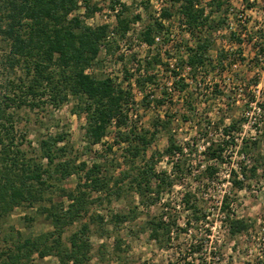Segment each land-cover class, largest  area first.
I'll return each mask as SVG.
<instances>
[{"label":"trees","instance_id":"1","mask_svg":"<svg viewBox=\"0 0 264 264\" xmlns=\"http://www.w3.org/2000/svg\"><path fill=\"white\" fill-rule=\"evenodd\" d=\"M105 1L110 2L111 10L121 4L120 0H0V51L4 54L0 64L3 71L13 75L5 79L0 75V220L18 208H34L52 226V230L37 237L18 235L11 246L0 250V264H30L35 255L40 258L55 256L58 264H105L101 261L106 259L107 244L100 247V262L92 263L91 235L96 234L100 239L111 237L139 218L140 208L148 211L160 204L162 196L176 184H183L187 175L185 166L189 156L176 140L170 115L156 120L152 131L130 125V116L134 113L133 118H137L139 111L132 93L133 76L128 71V64L136 60L135 55L124 64L122 82L103 72H90L103 64L104 56H114L119 49L118 38L126 37L133 23L142 21L139 14L129 15L131 7L123 4L115 27L89 24L88 20L102 11L101 2ZM142 6L148 17L139 39L153 47L155 38L164 35L168 26L152 16L149 2ZM247 8L252 5L247 3ZM229 9V0H210L206 4L204 0L167 1L161 20L169 21L176 14L195 44L186 47L184 60L192 69L193 79L201 69L223 64L221 58L213 59L210 55L215 48L212 34L225 24ZM80 10H83L82 15L78 14ZM111 32L116 35L115 39L110 38ZM254 35L259 39L263 37L260 31L251 32L247 37L248 44L257 50V58L263 48L252 43ZM124 57L120 55L118 60L123 61ZM137 62L140 63L137 71L141 73L144 68L146 75L137 78L136 82L145 89L148 83L155 82V76L150 72L156 64H163L161 54L157 53L150 60L146 58L144 66L141 61ZM165 67L169 68L168 64ZM171 72L174 91L184 93L188 83L180 77L181 72ZM253 84L258 85L259 81L255 80ZM163 96L168 97V92L164 91ZM249 97V102L241 108L244 117L233 119L228 125L222 121L223 128L218 127L221 131L216 139L206 131L208 138L202 155L207 164L197 175L198 180L203 179L201 183L218 179L217 166L224 163L227 152L237 146L236 132L247 122L252 103H256L258 115L252 123L255 136L250 140L241 139L238 151L242 157L241 175L231 171L233 189L243 190L247 180L258 177L260 170L264 173V93L258 98ZM71 99L77 102L73 112L86 119L85 153L102 144L109 131L114 129L115 144L120 148L123 146V163L117 161L114 165L111 160L107 166L104 155L100 157L101 161L91 165L79 161V156L70 155L73 147L64 131L55 135L40 134L37 147H32L26 131L27 123L32 120L30 112L35 114L34 124L41 130L46 123L38 111L48 114L60 110ZM164 100L156 103L163 104ZM149 101L144 103L149 105ZM235 105L233 108H239ZM188 107L192 110L190 102ZM23 113L27 115L25 125ZM222 119H226V114L219 120ZM162 131L167 135V146L163 150L153 149ZM112 147L108 149L112 151ZM165 158H176L170 173L157 169L160 160ZM140 159L142 164L137 163ZM117 170H121L118 176L114 173ZM71 177L77 179L72 190L64 185ZM132 195L137 198L138 205H129L123 212L112 211L107 216L91 212L92 207L102 205L104 200L111 203L112 199L120 201ZM182 202L191 214L186 227L207 221L209 215L193 191H186ZM220 212L232 236L248 232L253 226L250 221L233 215L229 195L223 197ZM146 224L150 238L161 246L171 245L181 232H187L179 227L175 217L164 212L149 217ZM74 225L77 229L70 234L66 244L64 234ZM121 242L119 238L114 239L119 251L122 250ZM203 247L204 239L197 241L195 238L190 246L191 254L200 253ZM184 264L190 263L184 261Z\"/></svg>","mask_w":264,"mask_h":264},{"label":"rangeland","instance_id":"2","mask_svg":"<svg viewBox=\"0 0 264 264\" xmlns=\"http://www.w3.org/2000/svg\"><path fill=\"white\" fill-rule=\"evenodd\" d=\"M152 1L154 4H162L163 9L167 7L168 0H163L164 2L161 0ZM208 1L210 0H204V4ZM229 1L230 8L232 7L234 11L229 9L225 24L213 32L215 48L210 53L213 57L226 61L227 66L221 64L216 68L211 66L208 70L201 69V74L197 79L192 78L191 80L190 77H187L189 79L188 89L184 93H180L175 92L177 89L174 91V86L169 84L173 83L171 71L175 69L167 68L165 64L172 61L174 64L177 63V67L180 69L175 71L181 72V74L186 72L184 70L186 65L184 60L187 56L186 47L195 46L191 35L186 28L182 27L183 23L175 14L168 21V31L161 35V41L155 48L142 47L139 33L146 25L148 17L142 5L148 2L145 0H120L121 4L117 6L118 14L121 12V5L125 4L131 7L129 15L139 14L142 21L133 23L126 37L118 38L119 49L114 56L107 58L102 56L103 64L95 66L94 70H90V72H103L105 75H111L122 82L124 81V64L131 55H135L136 60L141 61L144 66L146 65V58L150 60L151 57L160 53L163 64H156L151 70L150 74L155 76V82L148 83L145 89L140 88L136 82L137 78L146 75L145 69L143 68L139 73L137 67L140 63L138 64L136 60L128 64V71L133 76L131 80L132 93L135 101L139 104L138 117L133 118V113L130 116L132 117L130 125L152 131L154 129L153 123L156 120L165 119V115H170L173 122L172 131L175 133L179 144L185 147V153L189 156V160L185 166L187 175L183 184H176L170 192L165 193L160 204L148 211L140 208L138 210L141 212L139 218L123 226L111 237L100 239L96 234L91 235L90 240L93 244L92 263L100 262V247L102 244H107L106 259L101 261L105 264H184V261L190 264H264V173L260 170L258 177L247 180L245 188L241 191L233 189L231 176L232 170L241 175L239 165L242 157L238 151L241 147V139L250 140L255 136L252 121L258 116L256 112L252 115L251 124L247 120L236 132L237 146L227 152L224 163L218 164V179L204 181L203 184L201 183L203 179L198 180L197 178L198 171H202L207 164L202 155L207 143V134L212 133V137L216 139L221 131L218 130V127L223 128L222 121H224V125H228L233 119L239 120L244 117V111L242 112L243 109L241 108L245 104L243 100L248 98L250 89L248 84L252 85L255 80L259 79L262 81L259 89L261 93L264 91V70L260 67L262 64L255 56L257 50L247 42V37L250 36L249 32L244 33L247 31L245 28H249L251 31L254 27L264 23V0ZM101 3L102 11L97 12L88 22L92 25L109 23L111 27H114L117 17L115 18L114 13H111L110 2ZM247 3L252 5V8H247ZM153 10L151 6L150 11L155 18ZM82 13L83 10L78 11L79 15ZM242 13L247 24L238 21L239 15ZM213 16L216 17L217 14ZM221 53L222 55H220ZM120 55L126 56L123 61L118 60ZM3 56L4 54H1L0 51V59H3ZM234 63H237V66L231 68L230 65ZM223 67L224 69H222ZM217 68L220 71H224L226 68L228 70L221 76L216 70ZM2 69L4 68L0 64V75L5 79L9 74ZM9 77H13V75ZM214 83L220 84L218 87H214ZM241 89L242 92H240ZM215 90L217 92L214 93ZM164 91L169 94L166 98H163ZM215 95H217L216 98ZM162 99H165L163 104L156 103L157 100L161 101ZM145 100L149 101L150 104H145ZM189 102L192 104V110L188 107ZM76 103L75 100L71 99L60 110L48 114L38 111L39 117H42L46 123V126L41 130L39 125L34 124L35 114L30 112L29 116L32 120L27 123L26 131L32 147H37V139L40 134L55 135L64 131L69 135L70 145L73 147V152L70 155L79 156V161H86L91 165L96 161H101L102 158L100 157L104 155L103 160H107V166L111 160H113L114 165L117 161L123 163V146L120 148L115 144L116 130L114 129L109 131L102 144L94 146L92 152L85 153L86 119L84 116L73 112ZM228 104L230 105L229 108ZM234 104L239 108H233ZM225 114L226 119L219 120ZM22 117L23 125H25L26 113H23ZM206 131L207 134H205ZM157 137L153 149L163 150L168 143L167 135L162 131ZM111 145L113 146L112 151L108 149ZM201 160L202 162H200ZM246 161L248 163V160ZM174 162H176V158L160 160L157 169L158 171L166 170L170 173ZM137 163L142 164V160H138ZM210 163L213 164V162ZM120 171H115V175L118 176ZM76 182V177H71L64 185L72 190L75 189ZM188 190L195 193L198 203L209 215L207 221L201 222L198 226L193 223L189 227L185 225L191 214L185 210L182 196ZM225 195L230 196L233 215L239 219H246L253 225L248 232L236 236L229 234L224 223V215L220 212ZM129 205L130 207L138 205L135 195L120 201L112 199L111 203L104 200L102 205L92 207L91 212L107 216L112 211L123 212L129 208ZM163 212L167 216L175 217L180 228L187 229V232H181L179 238L173 240L169 246L165 244L161 246L152 240L146 224L149 217L160 215ZM76 229L77 227L74 225L66 231L64 234L66 244H68V237ZM50 230H52L50 223L44 217L39 216L34 208H18L0 220V250H6L7 247L11 246L18 235L24 238L37 237ZM116 238L122 241L121 251L116 248L114 243ZM195 238L197 241L204 239V247L200 253L191 254L190 246ZM30 264H58V260L52 255L45 258L35 255Z\"/></svg>","mask_w":264,"mask_h":264},{"label":"built area","instance_id":"3","mask_svg":"<svg viewBox=\"0 0 264 264\" xmlns=\"http://www.w3.org/2000/svg\"><path fill=\"white\" fill-rule=\"evenodd\" d=\"M145 1H147V2H149L150 4H151V6H152V8L154 9L153 10V12H154V15H155V18L156 19H158L159 21H162L163 22V24L165 25V26H169L168 25V21H163V20H161V13L163 12V7H161V6H163L162 4H160V3H157V4H154V1H152V0H145ZM163 0H161V2H162ZM164 2V1H163ZM232 8V7H231ZM230 8V11H234L233 10V8L231 9ZM118 9H117V7H115V10H111V13H114V17L116 18L117 17V15H118ZM239 19H238V21L239 22H243V23H246L245 22V20L246 19H243V13L241 14V15H239ZM90 24V23H89ZM104 24H107V25H110L109 23H104ZM247 24V23H246ZM92 25V24H91ZM117 25V18L115 19V23H114V27ZM182 27H184L185 28V25L183 24L182 25ZM245 30H247V31H244V33L245 32H249V34L252 32V33H254V32H257V31H260L261 32V37H263V39L262 38H260L259 39V37L257 36V35H254L253 36V41H252V43L253 44H257V45H259V46H261L262 48H263V53H261V54H259L258 56H257V58H258V60H259V62L262 64L260 67L262 68V70H264V23H261V24H259L257 27H254L253 28V30H251L250 31V29L248 28H245ZM242 36H244L243 34H241ZM110 38L111 39H115L116 38V35L114 34V32H111L110 33ZM118 38V37H117ZM245 37H243V40H245L244 39ZM161 41V36H157L156 38H155V45L153 46V47H151V46H149L147 43H141V46L142 47H145V48H148V49H153L159 42ZM263 42V45L262 44H260V43H262ZM243 43H244V41H243ZM252 44V45H253ZM216 57L214 56L213 57V59H215ZM223 62V65L224 66H227V64L228 63H226V61H222ZM169 68H171V69H175V70H177V71H179V68L177 67V63H172V61H169ZM226 64V65H225ZM216 65V64H215ZM237 66V63H234V64H232V65H230V67L231 68H234V67H236ZM259 67V68H260ZM185 69V73L184 74H180V77L182 78V79H184V81L186 82V83H188L189 82V79L187 78V77H190L191 78V80H192V78H193V75H192V69H191V67H189V66H185L184 67ZM217 71H218V73H219V75H221V76H223L226 72H227V68L222 72V71H220L218 68L216 69ZM201 73H200V71L198 72V74H197V76H196V79L198 78V76L200 75ZM258 81H259V84L258 85H254V84H252V85H250L248 88H250L249 89V93H248V98L246 99H244L243 100V103H248L249 102V99H250V97H249V95H252V97H254V98H258L260 95H262L263 93H264V91L261 93V91H260V86H261V80H259L258 79ZM119 82V81H118ZM170 84V86H171V84L172 83H169ZM214 84H220V83H214ZM213 85V84H212ZM249 85V84H248ZM246 87V86H245ZM169 90H172V89H170L169 88ZM240 92H242V89L240 90ZM239 96H241V95H239ZM251 107H253V109H252V111L251 112H247V116L246 117H249L248 118V122L251 124V120H252V115L255 113V107H256V103H252L251 104ZM255 121V118H254V120L252 121V122H254Z\"/></svg>","mask_w":264,"mask_h":264}]
</instances>
